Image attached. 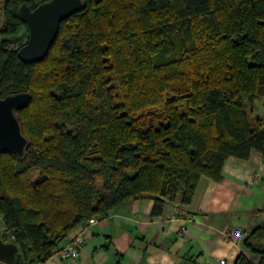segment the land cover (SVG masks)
I'll return each instance as SVG.
<instances>
[{
  "label": "trees",
  "instance_id": "obj_1",
  "mask_svg": "<svg viewBox=\"0 0 264 264\" xmlns=\"http://www.w3.org/2000/svg\"><path fill=\"white\" fill-rule=\"evenodd\" d=\"M0 0V99L29 92L16 112L29 146L0 152V230L42 264L87 219L148 196L152 214L200 177L220 180L228 157H264V0H82L44 59L13 45L22 4ZM26 43V42H25ZM24 43V44H25ZM64 242V243H63ZM234 264H264V227L249 230Z\"/></svg>",
  "mask_w": 264,
  "mask_h": 264
},
{
  "label": "crops",
  "instance_id": "obj_2",
  "mask_svg": "<svg viewBox=\"0 0 264 264\" xmlns=\"http://www.w3.org/2000/svg\"><path fill=\"white\" fill-rule=\"evenodd\" d=\"M250 116L264 130V96ZM152 207L148 196L122 201L88 226L77 258L55 254L42 264H234L241 251L256 262L242 249V238L264 227V157L255 151L247 159L228 157L221 179L200 177L189 203L178 195L160 214L153 215ZM80 229H70L64 242Z\"/></svg>",
  "mask_w": 264,
  "mask_h": 264
},
{
  "label": "water",
  "instance_id": "obj_3",
  "mask_svg": "<svg viewBox=\"0 0 264 264\" xmlns=\"http://www.w3.org/2000/svg\"><path fill=\"white\" fill-rule=\"evenodd\" d=\"M82 8V0H48L34 9L22 4L18 12L27 26L28 38L17 50V56L25 63L44 59L60 22ZM30 98L29 92H18L0 99V152L14 153L19 158L25 155L29 142L22 134L16 112L25 108ZM20 255L19 247L0 239V263L11 264Z\"/></svg>",
  "mask_w": 264,
  "mask_h": 264
},
{
  "label": "built area",
  "instance_id": "obj_4",
  "mask_svg": "<svg viewBox=\"0 0 264 264\" xmlns=\"http://www.w3.org/2000/svg\"><path fill=\"white\" fill-rule=\"evenodd\" d=\"M97 221L96 218H90L81 223V229L80 231L74 235L72 238L67 240L61 248L57 251V255H59L63 259H73L77 258L79 255V247L83 244L84 242V237L86 234V230L88 226L95 224ZM232 234H235L237 236H241V231L238 229H234L232 231ZM225 260L221 259L220 264H224Z\"/></svg>",
  "mask_w": 264,
  "mask_h": 264
},
{
  "label": "rangeland",
  "instance_id": "obj_5",
  "mask_svg": "<svg viewBox=\"0 0 264 264\" xmlns=\"http://www.w3.org/2000/svg\"><path fill=\"white\" fill-rule=\"evenodd\" d=\"M0 23H1V14H0ZM26 41H27V32H26V29H24V28H21L17 37L12 39V43L15 46H18L20 44H24ZM0 227H3L1 220H0Z\"/></svg>",
  "mask_w": 264,
  "mask_h": 264
}]
</instances>
